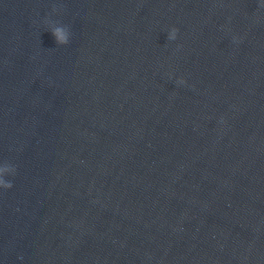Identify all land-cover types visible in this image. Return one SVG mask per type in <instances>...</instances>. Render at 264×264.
<instances>
[{
	"label": "water",
	"instance_id": "1",
	"mask_svg": "<svg viewBox=\"0 0 264 264\" xmlns=\"http://www.w3.org/2000/svg\"><path fill=\"white\" fill-rule=\"evenodd\" d=\"M0 162V264H264V4L0 0Z\"/></svg>",
	"mask_w": 264,
	"mask_h": 264
},
{
	"label": "clouds",
	"instance_id": "2",
	"mask_svg": "<svg viewBox=\"0 0 264 264\" xmlns=\"http://www.w3.org/2000/svg\"><path fill=\"white\" fill-rule=\"evenodd\" d=\"M261 3L264 4V0H261ZM50 23L59 41L72 39L74 29L70 22L57 18ZM178 31L175 27L171 28L168 32V40H176ZM234 39L236 38L234 37ZM180 83H185V81L181 80ZM14 173V168L10 167L6 162H0V189L12 188V182L8 177H11Z\"/></svg>",
	"mask_w": 264,
	"mask_h": 264
}]
</instances>
